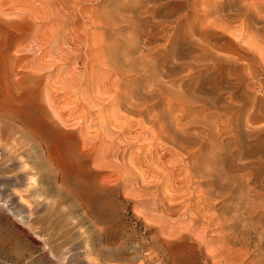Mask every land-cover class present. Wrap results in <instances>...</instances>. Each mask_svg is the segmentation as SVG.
I'll list each match as a JSON object with an SVG mask.
<instances>
[{"label":"rangeland","instance_id":"obj_1","mask_svg":"<svg viewBox=\"0 0 264 264\" xmlns=\"http://www.w3.org/2000/svg\"><path fill=\"white\" fill-rule=\"evenodd\" d=\"M4 1L0 4L5 8L1 15L4 22L0 21L1 116L9 109L29 107L43 116L50 123L54 141L52 159L65 178L60 183L32 146L21 159L36 180L34 186L27 187L24 179L15 180L23 171L21 166L7 168L3 164L7 157L0 156V264H264V35H259L264 31V2L245 0L261 6L256 18L251 15L252 20L249 15L248 21L258 27L244 33L242 43L247 49L242 43L241 51L231 48L236 45L229 42L233 36L227 35L233 28L224 37L196 33L198 37L193 39L211 42L212 48L222 54L214 57L215 61L186 52L190 50L185 43L187 29H196L197 25L195 19L184 20L180 15L173 20L160 17L164 30L154 41L159 45H144L134 25L130 26L137 19L150 17L141 14L140 0ZM161 2L176 4V0ZM28 4H32L31 9ZM21 8L30 11L22 12ZM159 8V15L163 14ZM105 12L109 23L102 16ZM173 26L181 31L180 46L169 41ZM260 28L261 32L257 31ZM160 35L165 36L160 39ZM218 39L224 41L218 43ZM224 52L231 60L223 56ZM205 64L209 69L215 67L210 71ZM161 133L170 137L165 136V140ZM177 134L179 138L174 137ZM169 139L178 142L169 143ZM113 167L123 171L116 172ZM208 171L215 175L203 179L202 172ZM227 173L237 182L229 180ZM239 175L244 176L242 180ZM206 189V194L202 193ZM34 193L41 200H34ZM80 196L90 200V214H85ZM35 201L42 205L36 208L30 223L51 251L16 218L17 213L26 212L27 202L36 206Z\"/></svg>","mask_w":264,"mask_h":264},{"label":"bare ground","instance_id":"obj_2","mask_svg":"<svg viewBox=\"0 0 264 264\" xmlns=\"http://www.w3.org/2000/svg\"><path fill=\"white\" fill-rule=\"evenodd\" d=\"M4 1V0H3ZM18 1H20V0H18ZM17 1V4L18 3H20V2H18ZM31 1V0H30ZM36 1H38V0H36ZM43 1H45V0H43ZM43 1H40V2H43ZM47 2H48V0H46ZM68 1V0H67ZM74 1H76V0H74ZM74 1H71L72 2V4H74L75 2ZM81 0H79V2H80ZM93 1V0H92ZM91 1V2H92ZM106 1V0H105ZM138 1V0H137ZM141 2V4H138V7H139V5H141L143 8V13H141L142 15L144 14V15H149L150 17H146V16H144V18L141 16L140 18H143L142 20H140L139 19V22H138V17L139 16H137V18H134V20H136L137 19V21H132L134 24H131L130 26L132 27V25H134L133 26V28H134V31L139 35V37L141 38V40H142V43L144 44V45H150V44H152L155 40H156V38L159 36V34H161L162 32H163V26H164V23H163V21L161 20L163 17H173L174 16V18L175 17H177L178 15H180V18H181V16L184 18V20H188L189 18H191V20L192 19H195V21H194V23H196L195 25H197V27H195L196 29H194V28H192L191 27V29L189 28V29H187V35L189 34V37H186V40H187V42H185L186 43V45L188 46V48H190V50H186V49H188L186 46V49L184 48L183 50H186V52L187 53H189V54H194V55H196L197 54V57L199 56V57H212V58H214V57H217L218 55H221L222 56V54H218V52H217V50L215 49H213L212 47V43L211 42H209V43H207V41L205 40H201V39H198V38H196V39H193V38H195L194 36L196 35V33H197V35H200V34H202L201 36L202 37H205V36H209V35H211V36H213L214 34H220L221 36H223L224 34H226L225 32L226 31H228L229 33H231L229 30L231 29V28H233V33H231V35L229 34V33H227V34H229V35H227V36H233V41H232V39H231V37H229L231 40H229L228 38H227V36H225L226 38H227V41L229 40V42L231 41V43L233 44V43H235V45L236 46H234L233 45V47H231V48H234V47H237V48H239V50H240V44L243 42L242 41V39L244 38V33L245 32H249V31H252L253 29H257V27L255 26V24H253V22L252 21H248V20H250L249 19V17L251 16V15H253L254 16V18H256V16H257V13L259 12V7L261 8V6H258V4L256 3L257 2V0H256V2L254 1V2H252V4H247V3H245V0H176V4H174V5H170V4H166V3H162V4H159L160 3V1L159 0H154V1H156L159 5H155L154 3H156V2H154V1H151V0H140ZM250 1V0H249ZM261 2H264V1H262V0H260ZM5 2V1H4ZM7 2H10V0L9 1H7ZM25 3L27 2V1H24ZM66 2V1H65ZM74 2V3H73ZM82 2V1H81ZM85 2H87V1H85ZM113 2H114V0H113ZM150 2H154L152 5H148V4H150ZM174 2V1H173ZM172 2V3H173ZM260 2V3H261ZM11 3V2H10ZM9 3V4H10ZM14 3H16V2H14ZM28 3H30L29 1H28ZM49 3V2H48ZM82 3H84V2H82ZM89 3V2H88ZM87 3V5H90V4H88ZM104 3V2H103ZM111 3V2H110ZM109 3V4H110ZM131 3H132V1H131ZM134 3H135V1H134ZM138 3V2H137ZM259 3V4H260ZM0 4H2V0H0ZM16 4V5H17ZM21 4V3H20ZM24 4V3H23ZM33 4V3H32ZM32 4H28V5H31V6H28L29 8L30 7H32ZM44 4V3H43ZM45 4H47L46 2H45ZM76 4V3H75ZM79 4V3H78ZM78 4H76V5H78ZM19 5V4H18ZM67 5H69V3L67 2ZM81 5H83V4H81ZM80 5V6H81ZM86 4H84V6H85ZM112 5V4H111ZM131 5V4H130ZM133 5V4H132ZM137 5V4H136ZM261 5V4H260ZM3 6V5H2ZM9 6V5H8ZM48 6V5H47ZM46 6V7H47ZM71 6V5H70ZM70 6H69V8H70ZM75 6V5H74ZM73 6V7H74ZM184 6L185 7H187L183 12H182V9L184 8ZM10 7H11V4H10ZM18 7V6H17ZM21 7V6H20ZM38 7V6H37ZM72 7V6H71ZM90 7V6H89ZM131 7V6H130ZM159 7H162V10L164 11V12H162L163 14H160L159 15ZM262 7H264V6H262ZM12 8H13V6H12ZM27 8V7H26ZM82 8V7H81ZM85 8H86V6H85ZM84 7H83V9H82V11L85 9ZM104 8V7H103ZM136 8V7H135ZM135 8H132V9H135ZM141 8V7H140ZM19 10H20V8H18ZM23 9V10H22ZM31 9V8H30ZM30 9H28V10H26V9H24V8H21V11L23 12V11H30ZM73 9H75V8H73ZM73 9H72V11H73ZM3 10H5V8L3 9V7L1 8V6H0V21L3 19L4 20V18L1 16L2 14H5L4 12H3ZM9 10V9H8ZM35 10V9H34ZM76 10L77 9H75V12H76ZM90 10V9H89ZM12 11V10H11ZM16 11V10H15ZM31 11H33V8H32V10ZM101 12H102V10H100ZM100 11H98L99 13H100ZM105 11V10H104ZM103 11V12H104ZM138 11V10H137ZM182 13H181V12ZM261 11H264V10H261ZM45 12V11H44ZM81 12V9L79 10V13ZM97 12V11H96ZM109 12H111L110 10H109ZM32 13V12H31ZM30 13V14H31ZM107 12H105V13H102V14H104V15H102V16H105V15H107L106 14ZM260 13V12H259ZM17 15L19 14V13H16ZM28 14V13H27ZM76 14H77V12H76ZM81 14V13H80ZM90 14H91V12H90ZM109 14V13H108ZM111 14H113V12L111 13ZM195 14H197V16L195 15ZM13 15V14H12ZM15 15V14H14ZM20 15H22V13L20 14ZM19 15V16H20ZM29 15V14H28ZM28 15H26L25 14V16H27V17H29ZM32 15H34V13H32L31 14V18H32ZM83 15V14H82ZM81 15V16H82ZM162 15V16H161ZM250 15V16H249ZM72 16V15H71ZM76 16V15H75ZM92 16V15H91ZM96 17L98 16V15H95ZM101 16V17H102ZM110 16H113V15H110ZM115 17L117 16V14L116 15H114ZM113 16V17H114ZM262 15H260V18H262L261 17ZM23 17H24V15H23ZM93 17H94V15H93ZM93 17H92V19H93ZM100 17V16H99ZM107 17H109V16H107ZM156 17H158V18H156ZM160 17H162V18H160ZM252 17V16H251ZM72 18H73V16H72ZM78 18V17H77ZM110 18H112V17H110ZM171 18H169V19H171ZM257 18H259V17H257ZM259 18V19H260ZM79 19V18H78ZM102 19V18H101ZM166 19V18H165ZM164 19V20H165ZM73 20H74V18H73ZM80 20V19H79ZM78 20V21H79ZM96 20H99V19H96ZM105 20H106V16H105ZM110 20V19H109ZM108 19L105 21V22H107V23H109L108 21H109ZM172 20H173V18H172ZM182 20V19H181ZM183 20V21H184ZM252 20H253V17H252ZM256 20V19H255ZM261 20V19H260ZM67 21V20H66ZM92 21H94V20H92ZM112 21V20H111ZM114 22H116L115 20H113ZM175 21V20H174ZM178 21V20H177ZM177 21H176V24H179V23H177ZM261 21H264V20H261ZM260 21V22H261ZM1 22H4V21H1ZM102 23L104 22V18H103V21H101ZM114 22H112V23H114ZM131 22V21H130ZM180 22V21H179ZM187 22V21H186ZM185 22V23H186ZM189 22H191V23H193V21H189ZM252 22V23H251ZM256 22V21H255ZM260 22H258V23H260ZM9 23V22H8ZM68 23H71V22H68ZM74 23V22H73ZM102 23H100V24H97L96 23V26H98V25H101ZM116 23H118V22H116ZM185 23H182V24H185ZM262 23H264V22H262ZM5 24H7V23H4V25ZM94 24V26H95V23H93ZM106 24V23H105ZM110 24H111V22H110ZM115 24V23H114ZM1 25H3L2 23L0 24V26ZM71 25V24H70ZM69 25V26H70ZM104 24H102V26H103ZM179 25H181V24H179ZM187 25V24H186ZM186 25H184V26H186ZM190 25V24H189ZM194 25V26H195ZM262 25V24H261ZM105 27L106 26H109L108 24L107 25H104ZM111 26L112 27H114L115 28V26H113L112 24H111ZM121 26V25H120ZM119 26V27H120ZM123 26V25H122ZM2 27V26H1ZM70 27H72V26H70ZM118 27V26H117ZM187 27H189V26H187ZM259 27H261L260 26V24H259ZM109 28V27H108ZM113 28V31H116L115 29ZM130 28V27H129ZM173 28V30H174V32H170L171 34H169L168 36H169V41H172V43L174 44V45H177L178 44V42L180 41V34H179V31L177 30V28L178 27H172ZM184 28H186V27H184ZM104 29V28H103ZM118 29H121V28H118ZM179 29H180V27H179ZM106 30V29H105ZM110 30H112V29H110ZM172 30V31H173ZM261 30H262V28H260V30H257V31H260L261 32ZM186 31V30H185ZM254 31V30H253ZM252 31V32H253ZM71 32V31H70ZM69 32V33H70ZM103 32V31H102ZM166 31H164V33H165ZM256 32V31H255ZM262 32H264V31H262ZM261 32V34H259V32H257L259 35H264V33H262ZM72 33V32H71ZM73 33H74V31H73ZM72 33V34H73ZM99 33V32H98ZM130 33V32H129ZM128 33V34H129ZM167 33V32H166ZM180 33H181V31H180ZM214 33V34H213ZM256 33V34H257ZM101 34H103V33H101ZM117 34V33H116ZM253 35H255L256 36V34H254V33H252ZM111 35H113L114 36V34H111ZM158 35V36H157ZM162 35V34H161ZM161 35H160V39H162L163 37H161ZM180 35V36H179ZM196 35V36H197ZM73 36V35H72ZM103 36V35H102ZM102 36H100V37H102ZM106 36V35H105ZM109 36V35H108ZM132 36V35H131ZM134 36H136V35H134ZM185 36V35H184ZM210 36V37H211ZM220 36V37H221ZM250 36H252V35H250ZM253 37V38H256V37ZM258 36V35H257ZM76 36H74V38H75ZM81 37V36H80ZM98 38H99V36H97ZM97 37H95V38H97ZM136 37H138V36H136ZM183 37V36H182ZM198 37V36H197ZM214 37V36H213ZM212 37V38H213ZM216 37V36H215ZM219 37V36H218ZM217 37V38H218ZM219 37V38H220ZM224 37V36H223ZM259 37V36H258ZM262 38H264V36H261ZM97 38V39H98ZM104 38V37H103ZM167 38V37H166ZM199 38H201L200 36H199ZM206 38H208V37H206ZM226 38H224V39H226ZM252 38V39H253ZM77 39V38H76ZM84 39V38H83ZM82 39V40H83ZM119 39V38H118ZM134 39V38H133ZM168 39V38H167ZM198 39V40H197ZM211 39V38H210ZM209 39V40H210ZM214 39V38H213ZM212 39V40H213ZM96 40V39H95ZM106 40V39H105ZM108 40V39H107ZM129 40V39H128ZM138 40V39H137ZM164 40H166V39H164ZM163 40V44H165V41ZM184 40V39H183ZM199 40H201V41H199ZM208 40V39H207ZM219 40V39H218ZM221 41H224L223 39H220ZM220 40H219V42L218 43H220ZM254 40V39H253ZM252 40V41H253ZM256 40V39H255ZM261 41V39H258V41ZM101 41V40H100ZM103 41V40H102ZM159 41V40H158ZM96 42V41H95ZM131 42L133 43V41H132V39H131ZM181 42H183V41H181ZM247 42H249V41H247ZM246 42V43H247ZM254 42V41H253ZM261 42H264V41H261ZM137 43V42H136ZM139 43V42H138ZM155 43V42H154ZM157 43V42H156ZM155 43V44H156ZM167 43V42H166ZM227 43V42H226ZM243 43H245V41L243 42ZM242 43V47L244 48V46H245V44H243ZM251 43V42H250ZM128 44V43H127ZM135 44V43H134ZM161 44V43H160ZM162 44V45H163ZM211 45V47H210V45ZM228 44V43H227ZM133 45V44H132ZM156 45H159V44H156ZM168 45V47H169V44H167ZM179 46H180V44H178ZM183 46L185 45V44H182ZM244 45V46H243ZM98 46H99V44H98ZM97 46V47H98ZM104 46V45H103ZM135 46H137V45H135ZM142 46V45H141ZM161 46V45H160ZM160 46H159V48H160ZM163 46H165V45H163ZM101 47H102V45H101ZM106 47H108V46H106ZM133 47V46H132ZM162 47V46H161ZM217 47V46H216ZM145 48H146V50H149L146 46H145ZM165 48H167V47H165ZM181 48V47H180ZM242 48V49H243ZM100 49V48H99ZM103 49H106L105 47L103 48ZM108 49V48H107ZM133 49V48H132ZM138 49H139V47H138ZM144 49V48H143ZM161 49H163V48H161ZM176 49V48H175ZM225 49V48H224ZM235 49V48H234ZM244 49H247V47L246 48H244ZM95 50V49H94ZM102 50V49H101ZM114 50V49H113ZM146 50H144V51H142L143 53L146 51ZM182 50V49H181ZM182 50V51H183ZM227 50H229V49H227ZM233 50V49H232ZM103 51V50H102ZM107 51V50H106ZM105 51V52H106ZM112 51V50H111ZM138 51V50H137ZM153 51V50H152ZM152 51H150V52H152ZM156 51H157V49H156ZM162 51V50H161ZM169 51V50H168ZM223 51V50H222ZM230 52H231V49L229 50ZM235 51V50H234ZM236 51H237V49H236ZM235 51V52H236ZM241 51V50H240ZM246 51V50H245ZM104 52V53H105ZM115 52V51H114ZM135 52V51H134ZM141 52V54H143ZM147 52H149V51H147ZM147 52H145L146 54H147ZM155 52V51H154ZM166 52V51H165ZM174 53H175V51H173ZM180 52V51H179ZM185 51L183 52V53H185V55L187 54ZM239 52V51H238ZM238 52H236L237 54H238ZM98 53H100V51L98 50ZM136 53V52H135ZM223 53V52H222ZM225 53V52H224ZM236 53H231L232 55L231 56H235L234 54H236ZM139 54V53H138ZM153 54V53H152ZM151 53H150V55H152ZM106 55V54H105ZM104 55V56H105ZM113 54H109V56H112ZM145 55V54H144ZM143 55V56H144ZM149 55V54H148ZM155 55V54H154ZM156 55H158V54H156ZM177 55H179V54H177ZM176 55V56H177ZM183 55V54H182ZM181 55V56H182ZM226 53L225 54H223V56L226 58ZM108 56V55H107ZM108 56V57H109ZM142 56V57H143ZM180 56V57H181ZM220 56V57H221ZM112 57H116V56H112ZM145 57H147V56H145ZM183 57H185L184 55H183ZM190 57V56H189ZM196 57V56H195ZM196 57V58H197ZM224 57H222V60L223 59H225ZM217 58H219V56L217 57ZM230 60H231V58L230 57H228ZM228 58H226L227 60H228ZM240 58V57H239ZM110 59V58H109ZM190 59V58H189ZM209 59V58H208ZM241 59V58H240ZM198 60V59H197ZM199 60H202V59H199ZM210 60H211V58H210ZM214 60H215V58H214ZM219 60V59H218ZM217 60V61H218ZM221 60V59H220ZM226 60V62H228ZM230 60H229V63H231L230 62ZM233 60V59H232ZM193 61V60H192ZM204 61H205V59H204ZM216 61V60H215ZM225 61V60H224ZM236 61V60H235ZM194 62H196V61H194ZM220 62V61H219ZM219 62H218V67L219 68H221L220 66H219ZM224 63V62H223ZM235 63V62H234ZM189 64H191V63H189ZM215 64V63H214ZM217 64V63H216ZM247 64V63H246ZM206 65V64H205ZM190 66V65H189ZM206 66H208V64L206 65ZM215 67V66H214ZM213 67V68H214ZM218 67H217V69H216V71L218 70ZM192 68H193V65H192ZM206 68H208L209 69V66L208 67H206ZM213 68H210L209 70L211 71V70H213ZM236 68V67H235ZM215 70V69H214ZM226 72V71H225ZM228 72V71H227ZM220 74V73H219ZM240 75H241V73H239ZM238 74V75H239ZM220 78V77H219ZM237 78V77H236ZM240 78V77H239ZM243 78V77H242ZM216 82V81H215ZM227 83V82H226ZM140 95V94H139ZM138 95V96H139ZM37 103V102H36ZM33 107V106H32ZM186 111V110H185ZM1 112H3V111H1ZM3 116V117H2ZM1 116V113H0V156H6L7 157V159H6V161L3 163L7 168L8 167H13V166H16V165H20L21 166V169H23V171L21 172V173H18L17 175H16V177H15V180H21V179H24L25 181H26V185H27V187H29V186H34V183H35V178L33 177V175L30 173V172H28V171H26L25 169H26V163H25V160L24 161H22L21 159H23L22 157H23V155L25 154V152L28 150V149H30L31 150V148H32V146H34L35 148H37L38 150L37 151H39L40 152V157L43 159V160H45V162L49 165V170H51V172L52 171H54L55 172V177L56 178H58L59 179V181H60V183H62L63 182V180H64V173L59 169V167L60 166H58V164L52 159V156L53 155H51V148L53 147V140L50 138V123L47 121V120H45V118L43 117V116H41V115H38L37 113H36V111H34V108H32L31 109V107H29V109H23V110H15V109H9V110H7L6 112H4L3 113V115ZM5 119L6 121L5 122H3V120H1V119ZM54 121V120H53ZM230 121H228V123H229ZM234 122V121H233ZM225 123V122H224ZM226 124H227V121H226ZM179 125V124H178ZM180 125H182V124H180ZM183 125L184 126H188V125H186L185 123H183ZM218 125V124H217ZM176 126V125H175ZM183 126V127H184ZM182 127V126H181ZM189 127V126H188ZM221 127V126H220ZM224 128L223 129H225V126H223ZM177 128V127H176ZM185 128V127H184ZM187 128V127H186ZM162 129V128H161ZM165 129V128H164ZM222 129V130H223ZM228 129V131H229V129H232V128H227ZM226 129V130H227ZM255 129V128H254ZM167 130V129H166ZM166 130H163V131H166ZM220 130V129H219ZM221 130V131H222ZM226 130H224L225 132H226ZM232 131V130H231ZM75 132V131H74ZM161 132H162V130H161ZM166 132H168V130L166 131ZM165 132V133H166ZM170 132V131H169ZM220 132V131H219ZM222 133V132H221ZM222 134H225L224 132L222 133ZM226 134H227V132H226ZM160 135H162L161 137H163V134L161 133ZM168 135V134H167ZM166 135H164V137H165ZM169 136V135H168ZM168 136H166L167 137V139H168ZM172 136H174V135H171V138H172ZM178 136V138H179V135L177 134V135H175L174 137H177ZM217 136V135H216ZM215 136V137H216ZM218 136H219V134H218ZM221 136V135H220ZM219 136V137H220ZM161 137H159V140L161 139V140H167L166 139V137L163 139V138H161ZM170 137V136H169ZM158 138V137H157ZM170 138V139H171ZM181 138H183V137H181ZM221 138V137H220ZM170 139H169V143L170 142H173V141H170ZM177 139V138H176ZM207 139V138H206ZM160 140V141H161ZM179 140V139H178ZM215 140V139H214ZM181 141V140H180ZM207 141V140H206ZM210 141H213L211 138H210ZM210 141H209V143H210ZM167 142V141H166ZM176 142H178L177 140H176ZM176 142L174 141V143L176 144ZM219 142V141H218ZM168 143V144H169ZM212 143V142H211ZM52 144V145H51ZM213 144H214V141H213ZM220 144V143H219ZM218 144V146H220ZM222 144V143H221ZM178 145H180V144H178ZM215 146H216V144H215ZM217 146V147H218ZM222 146V145H221ZM220 146V147H221ZM177 147H179V146H177ZM185 147V146H184ZM176 148V147H175ZM179 148H181V146L179 147ZM182 148H183V146H182ZM221 148H223V147H221ZM172 150V149H171ZM170 150V151H171ZM181 150H183V151H185V149H181ZM181 150H178V151H181ZM224 150V149H223ZM173 151V150H172ZM171 151V152H172ZM182 152V151H181ZM177 153V152H176ZM183 153V152H182ZM186 153L187 152H185V155H186ZM157 154V153H156ZM159 154V153H158ZM172 154V153H171ZM184 154V153H183ZM30 155V154H29ZM166 155H167V153H166ZM177 155H178V153H177ZM173 156V155H172ZM176 156V155H175ZM175 156H174V158H175ZM187 156V155H186ZM210 156H212V155H210ZM209 156V158H211ZM216 156V155H215ZM222 156V155H221ZM227 156V155H226ZM164 157V156H163ZM166 157V156H165ZM184 157V156H183ZM217 157H218V155H217ZM1 158V157H0ZM27 158H28V156H27ZM151 158V157H150ZM178 158V157H177ZM187 158V157H186ZM197 158V157H196ZM216 158V157H215ZM69 159V158H68ZM173 159V158H172ZM176 159V158H175ZM180 158H178V160H179ZM189 159H192V158H189ZM221 159V158H220ZM1 160V159H0ZM96 160V159H95ZM182 160V159H181ZM185 160V159H184ZM174 161V160H173ZM176 161V163L177 162H179V161H177V160H175ZM204 161V160H203ZM214 161H215V159H214ZM220 161V160H219ZM218 161V162H219ZM222 161H224V159L222 160ZM3 162V161H2ZM1 162V163H2ZM95 162V161H94ZM171 162H172V160H171ZM182 162V161H181ZM193 162V161H192ZM99 163V162H98ZM103 163V162H102ZM109 163V164H108ZM108 163H105V164H108V165H110L111 164V162H108ZM117 163V162H116ZM175 163V162H174ZM175 163V164H176ZM190 163V162H189ZM195 164L197 163V161H195L194 162ZM204 163H205V161H204ZM207 163V162H206ZM210 163V162H209ZM215 163V162H214ZM214 163H212L213 165H214ZM224 163V162H223ZM99 164H101V163H99ZM184 164H185V162H184ZM208 164V163H207ZM244 164V163H243ZM261 164V163H260ZM172 165H173V163H172ZM171 165V166H172ZM201 165H203L202 163H201ZM201 165H199V166H201ZM244 165H246V162H245V164ZM244 165H242V166H244ZM247 165H248V163H247ZM99 166V165H98ZM100 166H102V165H100ZM111 166V165H110ZM109 166V167H110ZM115 166V165H114ZM165 166L166 167H168L166 164H165ZM178 166H180L179 165V163H178ZM184 166V165H183ZM224 166V165H223ZM226 166V165H225ZM94 167H96V168H98L97 167V164L94 166ZM108 167V166H107ZM116 167V166H115ZM115 167H113V169L115 170L116 169V172H119L118 170H120V168L119 169H117V168H115ZM170 167V166H169ZM175 167V166H174ZM187 167V166H186ZM190 167H193L194 169H196L195 167H197V165H195V166H190ZM203 167V166H202ZM219 167V166H218ZM248 167H249V165H248ZM247 167V168H248ZM100 168V167H99ZM101 168H103V166L101 167ZM122 168V167H121ZM172 168V167H171ZM175 168H177V167H175ZM180 168H181V166H180ZM198 168V167H197ZM206 168H207V166H206ZM210 168V167H209ZM215 168V167H214ZM126 169V168H125ZM184 169H186L185 167H184ZM187 169H190L189 167L187 168ZM218 169H220V168H217L216 169V171L218 170ZM225 169V168H224ZM242 170H244V169H246V167L243 169V167L241 168ZM122 171H123V169H121ZM121 170H120V172H121ZM166 170V169H165ZM172 170V169H171ZM175 170V169H174ZM202 170V169H201ZM207 170V169H206ZM205 170V171H206ZM173 171V170H172ZM188 171V170H187ZM187 171H186V173H187ZM192 171V170H191ZM199 171H200V169H199ZM202 171H204V169L202 170ZM214 171H215V169H214ZM213 171V172H214ZM222 171V170H221ZM129 172H131V169H130V171ZM128 172V173H129ZM168 172V171H167ZM174 172V171H173ZM181 172V171H180ZM220 172V171H219ZM127 173V172H126ZM172 173V172H171ZM179 173V172H178ZM190 173V172H189ZM194 173V172H193ZM202 173H205L204 175H203V179L205 178L204 176H214L215 175V173L213 174V173H211V172H202ZM218 172H216V175H220V174H217ZM121 174V173H120ZM123 174H124V172H123ZM129 174H131V173H129ZM170 174V173H169ZM169 174H168V176H169ZM173 174V173H172ZM188 174V173H187ZM199 174V173H198ZM201 174V173H200ZM224 174V173H223ZM225 174H226V172H225ZM224 174V175H225ZM122 175V174H121ZM177 175V174H176ZM175 175V176H176ZM188 175H190V174H188ZM228 173H227V177H228ZM123 176V175H122ZM126 176H127V174H126ZM172 176V175H171ZM174 176V175H173ZM178 176V175H177ZM176 176V177H177ZM185 176V175H184ZM202 176V175H201ZM235 176H238V175H235ZM240 177H239V179L240 180H242V178L244 177L243 175H239ZM191 177V176H190ZM193 177V176H192ZM216 177V176H215ZM229 177L230 178H228L229 180H232L233 178H231V175H229ZM175 178V177H174ZM179 178H180V174H179ZM175 179V182H176V180H180V179ZM185 178V177H184ZM183 178V179H184ZM200 178V177H199ZM202 178H200V179H202ZM213 178V177H212ZM211 178V179H212ZM220 178V177H219ZM235 178H237V177H235ZM126 179V178H125ZM170 179V178H169ZM185 179H187V178H185ZM191 179V178H190ZM190 179H189V181H190ZM194 180H195V177L193 178ZM193 179H192V181H193ZM210 179V178H209ZM214 179V178H213ZM212 179V180H213ZM216 179V178H215ZM218 179V178H217ZM223 180H224V178H222ZM142 180V179H141ZM197 180H198V178H197ZM211 180V181H212ZM219 180V179H218ZM233 180H235V179H233ZM144 181V180H143ZM182 181V180H181ZM181 181L179 182L180 184H181ZM185 181V180H184ZM191 181V182H192ZM215 181V180H214ZM170 182V181H169ZM186 182V181H185ZM184 182V183H185ZM195 182V181H194ZM202 182H204V181H202ZM222 183V180L220 179V181H219V183ZM226 182H231V181H227L226 180ZM235 182H237V180H235ZM173 183H174V180H173ZM177 183V182H176ZM178 183V184H179ZM188 183V182H187ZM205 183V182H204ZM214 183V182H213ZM216 183H217V180H216ZM85 184V183H84ZM189 184H190V182H189ZM192 184V183H191ZM190 184V185H191ZM198 184V183H197ZM218 184V183H217ZM225 185L227 184V183H224ZM63 185V184H62ZM62 185H58L57 187H59V188H61V186ZM184 185V184H183ZM185 185H186V183H185ZM195 185V184H194ZM205 185V184H204ZM222 185H223V183H222ZM232 185H233V183H232ZM232 185H230V186H232ZM234 185H235V183H234ZM236 185L238 186L239 185V183L237 184L236 183ZM189 185L187 184L186 185V187H188ZM216 186V185H215ZM219 186V185H218ZM227 186V185H226ZM157 187V186H156ZM173 187V186H172ZM177 187V186H176ZM190 187V186H189ZM195 186H193V188H194ZM214 187V186H213ZM222 187V186H221ZM228 187V186H227ZM59 188H57V189H59ZM192 188V187H191ZM193 188L191 189L192 191H193ZM208 188V187H207ZM28 189H30V188H28ZM53 189V188H52ZM179 189V188H178ZM184 189V188H183ZM188 189V188H187ZM186 189V190H187ZM209 189V188H208ZM208 189H206V190H204V191H202V193H204L205 191H207ZM216 189V188H215ZM222 189V188H221ZM223 189H224V187H223ZM231 189V188H230ZM176 190H177V188H176ZM190 190V189H189ZM210 190V189H209ZM233 190V189H232ZM27 191V190H26ZM219 191H221V190H219ZM29 192V191H28ZM70 192V191H69ZM130 192V191H129ZM185 192V191H184ZM189 192V191H188ZM198 192H200V191H198ZM223 192V191H222ZM32 193V192H31ZM71 193V192H70ZM82 193H83V191H82ZM191 193H193V192H190V194ZM201 193V192H200ZM210 193V192H209ZM218 193V192H217ZM193 194H196V193H193ZM199 194V193H198ZM205 194H206V192H205ZM208 194V193H207ZM212 193H210V195H211ZM223 194L224 193H222V196H223ZM200 195V194H199ZM220 195V194H219ZM33 196H34V200H41L40 199V197L38 196V195H36V193H34L33 194ZM78 196V195H77ZM214 196V195H213ZM218 196V195H217ZM203 197V196H202ZM89 198H91V197H89ZM127 198V197H126ZM189 198H191V197H189ZM19 199L20 200H25L22 196H19ZM79 199H80V201H81V205H82V208H84V211H85V214H90V200H83L82 199V196H80L79 197ZM171 199V198H170ZM207 199V198H206ZM208 200V199H207ZM37 201H35V202H37ZM24 203V202H23ZM2 205V204H1ZM32 204H28V202H27V206H26V204H25V206L27 207V209H26V212H23V214H18L17 213V215H16V218H17V220L23 225V226H25L26 228H28L30 231H32L33 232V234L38 238V240H40V241H42L43 242V244H44V247L45 248H47V249H49L50 250V247L47 245V243H46V241H45V239H44V237L42 236V235H38L36 232H35V230H34V227H33V224H31L30 222L32 221V215H33V213H35L36 212V208L39 206H41L42 205V203L41 202H37L36 203V206H31ZM170 205H172V203L170 204ZM177 205V204H176ZM176 205H173L172 206V208H175V206ZM24 206V207H25ZM169 207V206H168ZM18 208V207H17ZM20 208H22V207H20ZM170 209H172L171 208V206L169 207ZM168 208V209H169ZM24 209V208H23ZM20 210V209H19ZM23 211V210H22ZM21 211V212H22ZM10 212V211H9ZM186 213V212H185ZM254 214V213H253ZM15 215V214H14ZM187 215V214H186ZM88 216V215H87ZM186 217V216H185ZM193 217V216H192ZM200 217V216H199ZM203 217V216H202ZM207 217V219H209L208 218V216H205V218ZM217 217V216H216ZM191 219H196V218H191ZM203 219V218H202ZM197 220H199L198 218H197ZM204 221H205V219H203ZM203 220H201V221H203ZM207 221V220H206ZM216 221V220H215ZM220 222H221V220H219ZM204 223V222H203ZM211 223H213V222H211ZM218 223V222H217ZM202 224V223H201ZM213 224H216V223H213ZM220 224V223H219ZM210 225V224H209ZM217 225V224H216ZM221 225V224H220ZM211 226H213V225H211ZM217 227H218V225H217ZM205 228L206 227H204L203 229L205 230ZM211 228V227H210ZM172 229V228H171ZM203 229H201L202 231H203ZM208 230V229H207ZM209 231V230H208ZM212 231V230H211ZM215 231V230H214ZM220 231H222V230H220ZM200 232V231H199ZM202 233V232H201ZM204 233V232H203ZM207 233V232H206ZM221 233V232H220ZM199 234V233H198ZM208 234V233H207ZM200 236V235H199ZM204 236H206V235H204ZM203 237V236H202ZM202 237H201V239H202ZM211 236H208V238H210ZM207 238V239H208ZM221 238H225V237H222L221 236ZM197 239H200V237L199 238H197ZM200 239V240H201ZM204 239V238H203ZM216 239V238H215ZM199 240V242H202V241H204V240H202V241H200ZM197 241V240H196ZM217 241V240H216ZM225 241V240H224ZM208 242V241H207ZM206 242V243H207ZM220 243V242H219ZM219 243H217V244H219ZM243 243V242H242ZM208 244H210V242L208 243ZM213 244V243H212ZM236 244V243H235ZM244 244V243H243ZM205 245V243L203 244V246ZM25 246V245H24ZM48 246V247H47ZM202 246V245H201ZM44 247H42V248H44ZM204 247H206V246H204ZM209 247V246H208ZM219 247H222V246H220L219 245ZM217 248H218V245H217ZM229 248V247H228ZM218 249H221V248H218ZM217 249V250H218ZM231 249V248H230ZM225 250V249H224ZM229 250V249H228ZM45 251V250H44ZM51 251V250H50ZM50 251L48 252V253H50ZM220 251V250H219ZM222 252H224L223 251V249H222ZM226 252H227V250H226ZM214 253H217V252H214ZM221 252H219V254H220ZM237 253H239V252H237ZM237 253H235V254H237ZM245 254V253H244ZM215 255V254H214ZM238 255V254H237ZM248 254L246 253V255L245 256H247ZM242 256H244V255H242ZM244 258V257H243ZM243 258L241 257L240 259H242L243 260ZM237 260V259H236ZM240 262V261H239ZM242 262V261H241Z\"/></svg>","mask_w":264,"mask_h":264}]
</instances>
